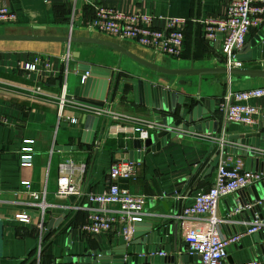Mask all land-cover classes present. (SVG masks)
<instances>
[{"label": "crops", "instance_id": "0c3cea01", "mask_svg": "<svg viewBox=\"0 0 264 264\" xmlns=\"http://www.w3.org/2000/svg\"><path fill=\"white\" fill-rule=\"evenodd\" d=\"M1 1L16 15V22L0 25V35H71L100 39L118 44L143 60L170 69L188 68L192 61L195 68L224 66L218 50L220 39L212 42L205 40L197 20L224 18L229 0ZM97 7L153 15L156 17L153 25L157 28L164 27V21L159 17L188 20L183 53L179 58H171L134 41L120 40L90 28L88 23ZM263 26L264 19L252 26L245 37V44ZM67 54L69 58L64 60ZM78 64L111 70L104 108L119 116L116 121L108 116L97 117L94 111L75 104L84 89V84L80 82L83 72L76 67ZM243 68L264 70V44L261 59L245 62ZM153 74V71L125 55L100 45L0 42V264H49L55 258L63 257L66 251L70 256L79 257L86 252H103L125 244L118 235L121 230L119 224L113 227L111 235H88L79 228L88 216L89 204L84 194L101 193L108 187L110 166L120 162L121 153L130 151L135 140L127 139L122 133L115 135L114 131L108 132V127L118 124L130 128L135 127L138 120H153L155 111L144 106L142 97L138 102L134 99L133 79L178 94L184 98L183 103L188 109L201 105L203 110L209 112L210 103L215 102V111L210 119L218 123L217 136L246 134V128L253 133H264V97L248 103L258 110L252 126L226 123L218 111L219 103L228 90L247 91L264 87V78L229 82L224 75L180 76L175 77L174 84H169L170 79ZM62 94L66 101L59 113L57 103ZM84 114L99 119L93 144L81 143ZM70 119L75 123L71 124ZM24 140L33 142L30 145L33 148L30 167L20 166L19 153ZM95 142H99V145L96 146ZM59 146L71 148L58 150ZM211 148V135H178L170 138L159 150L140 157L136 162L138 166L134 179L116 180L119 187L148 197L145 220L141 223L155 225L160 223L162 217L177 222L174 216L181 212L184 205L191 203L198 191L207 189L214 178L215 169L210 177L199 178L195 186L190 183L192 179L183 181L191 176L196 166L201 164L200 170H203L204 164L212 157ZM127 158L128 155H125L122 160ZM226 159L234 162L240 159L244 169L243 158L227 154ZM64 164L71 166L66 172L72 173V184L83 193L81 196H70L74 197L71 201L55 196L57 178ZM198 174H194L195 180ZM22 182L30 183L29 191L25 190ZM255 193L258 195L259 191ZM42 194H45L48 203L55 205L46 213L45 230L53 216L59 218L65 215L45 239L44 233L40 238L36 228L39 217L29 212L28 207V203L37 202ZM184 194L188 198L182 202L178 197ZM249 199L250 194L244 190L219 200L216 216L221 220L218 227L221 237L243 234L255 219L264 224V207L256 210L255 202L243 206ZM61 205L68 206V209L61 208ZM237 207L242 210L235 214ZM107 209L112 211L115 206H108ZM21 212L30 213V223L24 224L14 219ZM178 225V246L186 245L185 250L188 251L183 239V231L188 224L182 226L178 222ZM255 258L264 264V226L254 234H243L236 244L231 245L224 263L241 264Z\"/></svg>", "mask_w": 264, "mask_h": 264}, {"label": "built area", "instance_id": "2783aa9c", "mask_svg": "<svg viewBox=\"0 0 264 264\" xmlns=\"http://www.w3.org/2000/svg\"><path fill=\"white\" fill-rule=\"evenodd\" d=\"M155 16L143 12L126 13L123 11L97 7L94 10L92 19L88 26L100 33L120 39L131 40L137 44L152 49L164 56L179 58L184 50L185 28L188 20L179 18L159 17L164 21L163 28L153 25ZM264 19V0H229L224 18L200 19L197 22L202 27L203 38L207 41H216L220 37L219 49L220 57L227 68H241L243 63L234 62L235 55L244 46L245 37L252 26L262 22ZM16 22V15L11 12L0 0V25H11ZM69 58L68 54L64 60ZM88 73H83L80 79L84 84ZM39 91V89H37ZM264 97V87L247 91L228 90L222 97L218 111L222 113L226 123L238 124L242 126H252L258 116L257 108L248 104L253 99ZM65 97L62 94L58 98V111L65 105ZM97 117H110L116 121L119 116L108 108L104 111H94ZM70 123L75 121L70 119ZM158 124L152 121L138 120L135 127L124 125H111L108 132L116 134L122 133L128 138L143 142L150 135L157 131ZM20 149V166L30 167L32 165L33 148L32 140H24ZM209 160L207 164H209ZM138 164L133 161H120L110 166L108 170V187L101 193L84 194L87 204H89L88 216L84 224L80 226V231L88 235H111L116 224L121 226L118 232L125 243H129L132 238L133 224L141 223L145 220L146 205L148 197L141 194L131 193L125 188L116 184V180L134 179L137 174ZM71 166L64 164L61 166L57 178V189L55 196L61 199H68L70 196H81L76 186L72 184V173L66 172ZM201 167V164H200ZM199 167L198 178L193 183L195 186L199 178L206 169L201 171ZM193 179V178H192ZM263 176L260 173L245 171L240 159L237 161L220 160L215 168L214 178L207 189L198 191L191 200V203L184 205L179 214L173 219L181 222L182 226L188 224L183 231V239L187 244L190 254L200 258L199 264H225L227 249L236 244L243 234H254L259 232L264 224L255 219L243 234L231 237H221L218 231L219 220L216 216V209L220 199L231 196L237 192L244 191L250 187L261 183ZM191 183V182H190ZM26 191L30 189L29 182H22ZM42 194L37 202L28 203L29 212L36 214L39 219L36 228L40 238L45 231V217L51 205L45 200ZM36 197L35 194H32ZM182 202L188 196L178 197ZM115 206L112 211L108 206ZM61 208L68 209V206L61 205ZM241 207L234 210L235 214L241 212ZM17 222L28 224L31 216L28 212H21L14 216ZM117 234V232H116ZM162 256V255H161ZM241 264H261L257 258Z\"/></svg>", "mask_w": 264, "mask_h": 264}, {"label": "water", "instance_id": "95a60500", "mask_svg": "<svg viewBox=\"0 0 264 264\" xmlns=\"http://www.w3.org/2000/svg\"><path fill=\"white\" fill-rule=\"evenodd\" d=\"M220 37L217 38V41ZM0 42H49L63 43L70 46L73 43L94 44L113 49L135 63L158 73L162 79L170 77L169 84H174L175 77L180 76H205V75H224L228 77L229 82L240 79H257L264 78L263 69L249 68H227L225 66L216 68H195L193 61L188 68L170 69L158 66L146 60H143L132 54L124 47L113 42L94 39L79 38L71 35L66 37H48L34 35H12L1 34ZM264 44V26L261 28L250 41H248L236 54L234 62L247 63L255 62L261 59ZM218 48V47H217ZM219 50V48H218ZM221 62V59L218 58ZM78 70L88 73L84 82V89L80 98H76L75 104L90 111H104V100L108 87V78L111 70L95 65L78 64ZM133 96L136 102L143 98L144 106L153 109V121L159 126L157 131L152 133L144 142L133 140L132 149L123 151L121 160L125 155L128 158L123 161L138 162L144 154L154 152L166 144L170 138L182 134H207L211 135L213 154L206 164V169L202 179L212 175L214 169L224 160L227 154L236 155L243 158L244 170L260 173L263 180L256 186L246 189L250 194V199L243 203V206L253 205L255 209L264 207V133H253L250 128H246V134L236 136H226L222 134L217 136V121L210 119L214 110L215 102L210 103L209 112L203 110L201 105L185 107L184 98L178 94L171 93L160 87H155L151 83L139 79H133ZM98 118L84 114L82 124L84 132L81 143L93 144L95 133L98 125ZM98 146L99 142H95ZM71 147L59 146L58 150H70ZM200 165L196 166L189 178L184 179L186 182L191 180L199 170ZM182 181V182H183ZM258 190L257 195L255 191ZM74 197H69L73 200ZM62 217H52L47 225L43 239L47 238L61 223ZM160 223L155 225L148 223H134L132 240L129 243L122 244L112 250L86 252L82 256H70L67 251L61 258H55L49 264H199L200 258L190 254L185 250L186 245L178 246L179 225L178 222H172L167 218H160ZM173 253V256H161ZM155 255V256H149Z\"/></svg>", "mask_w": 264, "mask_h": 264}, {"label": "trees", "instance_id": "16d2710c", "mask_svg": "<svg viewBox=\"0 0 264 264\" xmlns=\"http://www.w3.org/2000/svg\"><path fill=\"white\" fill-rule=\"evenodd\" d=\"M207 162L204 164V167L206 166ZM202 169V168H201ZM196 177H193V179L191 180V184H193L196 180H195ZM197 183V182H196Z\"/></svg>", "mask_w": 264, "mask_h": 264}, {"label": "rangeland", "instance_id": "374dc122", "mask_svg": "<svg viewBox=\"0 0 264 264\" xmlns=\"http://www.w3.org/2000/svg\"><path fill=\"white\" fill-rule=\"evenodd\" d=\"M236 56V55H235ZM241 68H243V66L241 67ZM154 74L156 73V72H153ZM154 74H153V76H154ZM156 74H158V73H156ZM159 76H161V75H159ZM168 79H170V77H167ZM136 140V139H135ZM144 142V141H143ZM142 143V142H141ZM123 161V160H122ZM251 172V171H250Z\"/></svg>", "mask_w": 264, "mask_h": 264}]
</instances>
